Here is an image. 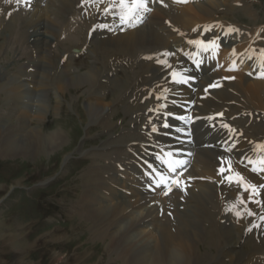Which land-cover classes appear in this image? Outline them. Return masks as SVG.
<instances>
[{"label":"bare ground","instance_id":"1","mask_svg":"<svg viewBox=\"0 0 264 264\" xmlns=\"http://www.w3.org/2000/svg\"><path fill=\"white\" fill-rule=\"evenodd\" d=\"M218 1L221 0H210L207 4L202 3L177 10L156 9L147 25L122 35L105 37V40L101 42H93L94 39L100 37L93 35L87 44L85 37H80L86 27L83 26L82 30L79 25L76 26L73 23L78 18L77 8L82 2L86 4V0H47V5L42 10L40 2L28 1V4H32L29 10L37 8V11L26 16L20 14L14 22L19 30L17 35L21 33L22 37L28 40L29 38L26 37L28 33V36L32 37L29 46L36 50L37 55L43 57L44 54V64L40 74L35 70L28 71L31 64L39 63L34 53L27 58L24 69L18 67L14 72L11 71L12 73L0 74V92L4 93L5 97H17L26 101L21 106L22 110L27 108V102L30 101L28 94L21 91L24 87L31 89V85L37 84L38 77L40 83L52 84L48 71L49 67L53 66L50 46L54 37L59 36V33L67 34L64 42L69 45L70 49L73 47L82 49L86 45V51L88 49L90 51L92 46L99 42L116 52L115 57L132 60L133 64L139 63L136 67L138 68L136 71L138 77L134 79L135 72H133L124 80L118 76L114 77L107 62L101 79L112 83H118V80H121V84L127 83L128 87L122 85V90L109 100L104 92H94L91 96L89 94L84 106L87 117L90 118L89 124H99L108 136L99 147H94L83 155L89 156L91 165L81 173L80 180L85 184L84 191L72 205H75L74 208L81 214L79 217L81 223L77 226L78 229L86 220L83 225L89 229L87 230L90 232V240L93 238L91 241L96 239L104 243L105 248L102 251V256L110 255L111 258L122 261L123 264L264 263V233L261 232L257 237L252 233L253 230L258 229L259 225H264V219H262L264 217V187H259L260 194L253 198L258 202H253L249 199V193L244 192L235 183L230 184L225 177L240 173L247 182L257 186H264V178L262 172L251 171L252 165L248 162L242 165V154L238 153L237 148L233 149L235 159L231 163L232 171H228V167L221 172V169L224 168L215 160L219 153L201 149L204 142L197 141L199 148L194 156L191 173L189 171L186 175V177L195 178V186L183 188L179 184H175L171 191L173 193L187 192L184 197L185 202L181 203L180 198L175 194L169 199L148 198L151 196H144L138 188V179L124 180L127 173L120 170L121 167L129 166L132 167V170L134 169L135 152L139 153L142 148L144 153L151 151L150 147L147 148L142 143L145 142L146 136L140 133L139 129L141 128L135 130L129 128L131 131L126 129L119 135L114 134L115 126L109 123V120H112L111 115L106 113L120 104L125 110L124 113L128 114L131 107H138L139 98L151 99L158 96V100H160L166 91L163 74L160 72L165 68L169 72L173 67V62L168 64L169 60L167 64L170 67H168L158 63L159 59L157 58L150 60L151 55L157 53L160 60L166 58L161 56V53H169L167 56L172 57L181 41L186 43L196 37L192 34L196 32L198 25L207 21L218 22L215 20L218 17L217 8L224 5H216L215 2L218 3ZM240 1L232 0L235 5ZM244 1L245 4H241V10L245 15H248L244 8L251 7L253 10V7L247 4L249 0ZM28 4L24 0H19V2L17 0H0V11L5 16L17 12L23 13L20 6L26 8ZM166 20L171 22L173 28H177V33L173 32V28L166 26ZM0 25L2 26V23ZM8 27L13 31L14 27L10 23ZM64 44L58 43L59 47ZM241 47L244 48L245 45ZM3 48L0 46V53ZM252 50L256 53L262 52L258 49ZM111 51L106 52L112 58L114 53ZM66 53H69L67 54L68 61L74 58L73 55H70V50ZM141 59L151 62H141ZM101 60L104 61V58ZM66 63L60 62L54 65L55 67L60 65V74L63 76L68 74L69 67ZM87 66L93 70L88 64ZM33 68L35 69V66ZM94 70H96L95 66ZM109 74L113 75L111 79L108 77ZM92 76L93 72L90 71L86 74H76L70 79H64L65 81L60 78L57 82H53L56 84V92L54 91L56 99L58 100L57 92L66 90L69 92L72 88L77 89L92 83ZM236 78L230 82L222 81V89L211 92V98L199 100L201 107H198V110L201 115L207 116L222 113V119L241 115V118L234 123L244 131L245 135L241 136L242 147L255 150L257 144H264V81H251L242 75H238ZM218 79L219 75H212L208 83ZM146 95L148 96L146 97ZM132 96L138 100L135 103L130 101L128 103L126 100L131 99ZM123 99H126V102H123ZM145 99L144 103L149 101ZM145 111V106H139L133 112L131 111L136 116L135 119L133 118L135 122L144 118L142 114L145 115ZM246 115H252L253 119H243ZM4 122L7 124L5 120ZM1 123V154L6 156H24L36 162L49 156V153H58L68 148V143H65L67 140L65 131L55 130L52 134L50 133V136L43 139L40 134H37L38 132L34 133L32 129L28 131L25 126L17 129L10 125L12 130H5L6 132L3 133ZM128 125H130L129 122ZM167 141L174 146L169 140ZM158 146H154L152 151H158ZM68 158L65 157V161ZM249 160L256 161L257 154L255 153L254 159L250 158ZM134 173L136 177L139 176L138 172ZM123 193L125 198L128 197V200H121ZM140 194L143 196L140 197ZM238 196L242 197L245 203H239ZM132 197L135 199H131ZM166 200L170 201L171 205ZM233 205H235L234 208ZM181 206L183 208H180ZM237 211L240 213L239 216L236 215ZM249 212L252 215H249ZM49 241L52 243L66 242L67 238L59 235L58 238ZM202 247L205 250L204 253L201 250ZM18 248L22 253L20 264H26L24 251L21 247ZM60 254L54 253V260H59ZM91 254V252L89 256L83 254L76 259L80 264H92L90 261L93 259H91L93 254ZM101 261L93 262V264H101ZM60 262L62 261L60 260Z\"/></svg>","mask_w":264,"mask_h":264},{"label":"rangeland","instance_id":"2","mask_svg":"<svg viewBox=\"0 0 264 264\" xmlns=\"http://www.w3.org/2000/svg\"><path fill=\"white\" fill-rule=\"evenodd\" d=\"M215 3L216 5L224 4L223 6H218L220 8L226 7L224 11L225 18L232 14L233 10L230 6H227L226 0ZM242 3L245 4V1L241 0L240 4ZM252 5H254L253 14L257 17L255 21L253 19L250 20L239 9H236V12L226 21L243 27L251 26L254 23H257L256 25L264 24V0H253ZM219 7L217 8L218 10ZM40 9L42 10L44 8L40 7ZM218 10L216 11L217 13ZM250 10L251 7L244 8V11L248 15H250ZM36 11L37 8L31 11H23V14L19 12L12 15L7 14V16L0 11V17L2 16L0 20V23H2V26L0 25V46L4 47L2 53H0V74L14 72L19 66H25L27 64V58L33 53L39 63L31 64L29 70L34 71L33 67L35 66V71L38 74L42 72L44 54L43 57L42 55H37L36 50L32 46H29L32 37L28 36V33L26 37L29 38V42L26 38L22 37L21 33L17 35L19 30L18 26L14 23L20 14L21 16H26ZM7 22L14 27L13 31L8 27ZM66 36L67 34L62 35L59 33V36L54 37L50 46L53 66L51 68L49 67L50 70L48 71L52 84H47L46 82L40 83L38 77L36 79L37 84L31 85V89L24 87L21 90L29 96L30 101L27 102L26 109H21L24 102L20 101L23 99L5 97L4 93L0 92V123L2 122L3 133L6 132L5 130H12L10 125L13 126L12 128L17 129L25 126L28 131L32 129V132H38L37 134H40V137L45 139L55 130L59 129L63 132L65 131L64 134L67 137L65 143H68L67 149L58 153H49V156L41 158V161L38 160L36 162L24 156L12 157V155L6 156L1 154L2 149L0 147V264H20V256L22 253H20L18 247H21L24 251L23 255L26 259V264H80L76 258L83 254H88L89 256L90 252L93 254H91V259H93L90 261L92 264L99 260H102L101 264L110 262L112 264L122 263V261L114 260L110 255L102 256L105 245L96 239L91 241L92 238L90 240L89 229L83 225L86 220H84L82 226L78 229L77 226L81 223L79 219L81 214L78 213L77 209L74 208L75 205L72 204H74L78 196L84 191L85 184L80 180L81 173L91 165L89 156L83 155L94 147H99L101 142L108 136L107 132L99 124H89L90 118L87 117L86 107H84L85 101L89 94L91 96L94 92L103 93L107 89L108 91L104 95H107L109 100L112 96L118 94L124 85L128 87V84L126 82L124 85L121 84V80H118L120 83L105 81V84L101 82L104 80L101 79V75L105 71L108 60L111 58L106 51L111 50L99 44V42L105 40V38L100 37L94 39L93 42H99L93 45L90 51L89 49L87 50L90 52V56L88 55L86 58H83L84 55L80 54L79 57L74 58L75 63H73V60H67V64L71 65L72 70L75 68L78 70L74 75H70L69 73L65 74V76L61 75L60 65L56 67L54 65L61 62L60 60L64 53L69 50L71 53V49L73 48L77 49L75 47L71 49L68 47L69 45L64 42ZM83 36L84 34L80 35V37ZM58 43L65 44L59 47ZM54 44L57 45L53 46ZM111 52L114 53L113 57H115L117 53ZM102 58H104V61L101 60ZM87 64L93 65L91 66L93 70L89 69L90 67ZM133 65V70H129L127 73L125 70H128V65L118 68L119 66L117 64H113V69L116 71L119 69L117 71L118 73L122 71L119 75L120 79L126 80L133 72H135L133 77L136 79L138 77V73L136 72L138 68L136 67H138L139 63L137 62ZM94 66L96 70H94ZM90 71L93 72L92 83H88L84 87L77 89L72 88L69 92L67 90V92H57L58 100L56 99L54 95V91L56 92V84L53 82H57L60 78L65 81L66 78L70 79V77L76 74H86ZM73 72L71 71V73ZM109 88L112 90L109 91ZM34 95H37L35 104L36 111L33 112L34 115L31 114V120L28 121L26 120L27 112H29V107L33 105L32 99L35 98ZM155 97L158 99V96ZM125 100L123 99V102L127 101L129 103L130 101L135 103L138 98L132 96L131 99ZM145 100L148 101L150 99ZM142 103L144 102L140 101L138 107H131V111L133 112L139 106H145L146 109V104L149 102ZM118 106H120V109H118L114 119L111 116L113 119L112 124L116 129L113 133L116 135L121 134L122 131H126V128L130 130L131 128L129 129L128 127L131 125L134 128L131 130L139 129L137 122H143L147 118L142 114L144 118L138 119L135 122L134 119L136 116L134 113L131 111L128 113L131 115L124 113L125 110L120 104H117L113 108L114 110L112 109V114L116 112ZM131 119L133 120L130 121ZM4 120L7 124H5ZM126 120H128L130 125H128ZM63 147L64 145L61 146V150ZM65 157L69 158L65 161ZM99 164L102 165L103 163ZM124 195L123 193L121 200H128V197L125 198ZM131 199L134 200L135 198L132 197ZM59 235L66 236L67 241L54 243L49 241L58 238ZM201 250L203 253L205 252L203 247ZM54 253H61V258L54 260Z\"/></svg>","mask_w":264,"mask_h":264},{"label":"snow or ice","instance_id":"3","mask_svg":"<svg viewBox=\"0 0 264 264\" xmlns=\"http://www.w3.org/2000/svg\"><path fill=\"white\" fill-rule=\"evenodd\" d=\"M17 2H19V0H17ZM147 10L148 8H147L146 0H110L108 7L104 8L103 11L105 13H111L112 15L118 17L121 24L131 25V24H134L136 19L139 18L141 12L147 11ZM104 27H106V25ZM189 43L202 45L205 48V50H207L209 46L213 48L218 47L215 40L207 41V43L201 40H196V41H189ZM262 52H264V50H262ZM163 55L167 56L169 55V53H164ZM262 61H264V56H262ZM157 62L170 67V65L167 64L166 60H159ZM229 70L231 71L233 69L230 68ZM171 75L174 81L182 82V78H179V74L177 72H172ZM258 78H264V72H261ZM215 86L216 85H210V87H215ZM180 119H183V117H180ZM165 126L167 127V125ZM225 127H227V125H225ZM256 147L264 151V144H259ZM165 163H167L168 169L170 172H175L176 167H178L183 162L182 161H165ZM248 163L252 165L251 171L264 172V156H262L256 161L249 160ZM223 171L224 170L221 169V172ZM228 171H232V169L229 167ZM169 179L172 180V183H176V184L179 183L175 178L166 177L163 174H157V179L154 181V183L156 184L157 187H160L161 184H163L166 188H168V191H170L171 189L170 187H168ZM225 179H227L230 184L235 183L244 192L249 193L250 200H253L255 196L260 194L259 187H264V186H257V185L251 184L250 182H247L240 173H235L232 176H227L225 177ZM165 195H167V191L165 192ZM237 199L239 203L241 204L245 203L242 197L238 196ZM253 202H258V201L253 200ZM232 207L234 208L235 205H233ZM229 210H232V209H229ZM248 214L252 215L251 212H249ZM236 215L239 216L240 213L237 211ZM262 219H264V217H262Z\"/></svg>","mask_w":264,"mask_h":264}]
</instances>
